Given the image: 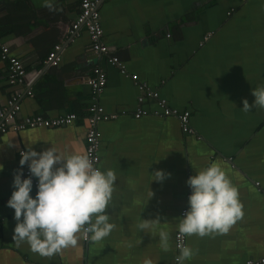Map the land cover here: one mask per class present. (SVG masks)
I'll return each instance as SVG.
<instances>
[{"label":"crops","instance_id":"crops-1","mask_svg":"<svg viewBox=\"0 0 264 264\" xmlns=\"http://www.w3.org/2000/svg\"><path fill=\"white\" fill-rule=\"evenodd\" d=\"M98 1L103 44L126 74L91 51L84 29L70 34L80 0H50L52 10L44 0H0V46L21 61L31 81L32 95L21 99L17 119L77 116L67 127L0 136V264H170L176 224L188 206L186 180L212 163L237 188L242 216L225 233L186 236L194 255L185 264L264 259V108L241 110L242 100L252 104V88L264 85V0ZM56 45L60 63L49 67L45 60ZM95 66L106 77L96 102L105 115L115 116L96 127L98 167L116 175L105 209L115 227L100 241L89 235L84 241L78 233L75 245L41 256L13 239L17 221L6 206L13 175L22 169L25 178L19 159L28 149L86 154L93 102L86 82ZM139 85L155 91L167 108L188 112L192 134L182 133L176 118L162 116L158 100ZM26 89L8 84L0 61V111L12 94L23 96ZM139 97L147 115L136 120ZM157 170L169 176L152 181ZM35 192L33 185L30 195ZM157 218L161 224L152 230L139 228L141 219ZM160 230L170 234L167 251L160 247Z\"/></svg>","mask_w":264,"mask_h":264},{"label":"clouds","instance_id":"clouds-1","mask_svg":"<svg viewBox=\"0 0 264 264\" xmlns=\"http://www.w3.org/2000/svg\"><path fill=\"white\" fill-rule=\"evenodd\" d=\"M44 6L52 10L50 0ZM254 100L249 105L242 100L241 110L264 108V85L252 88ZM27 164L29 177L22 179V169H17L12 179V188L6 206L13 210L17 221L13 228V239L27 243L31 251L41 256H51L62 248L77 243V234L85 233L92 241L107 237L115 227L105 212L114 191L116 175L112 170L101 171L93 166L86 154L60 155L55 149L36 152L28 149L21 152L19 165ZM55 166V167H54ZM2 170V166H0ZM152 181L161 182L169 176L163 170L151 173ZM36 192L32 196L33 180ZM190 189L187 210L178 220L179 236L209 233H225L242 216V205L238 191L217 163L187 178ZM153 193L149 191L148 199ZM161 224L159 219L142 220L141 230H152ZM160 247L167 251L170 234L158 232ZM176 264H185L194 255L188 246L178 245ZM150 264V262H149Z\"/></svg>","mask_w":264,"mask_h":264},{"label":"built area","instance_id":"built-area-1","mask_svg":"<svg viewBox=\"0 0 264 264\" xmlns=\"http://www.w3.org/2000/svg\"><path fill=\"white\" fill-rule=\"evenodd\" d=\"M113 1V0H108ZM99 6L100 1L98 0H80L79 4V13L74 19L73 23L70 27V34L74 37L77 36L78 32L81 29H84L87 33L90 49L97 56H106V61L111 66H117L120 69L122 74H126L124 66L118 61L115 57H109L108 48L103 44V30L100 23L99 16ZM169 37V36H167ZM209 36L204 37L203 43L207 41ZM60 45H56L52 48V50L48 53L45 63L49 67H57L60 63ZM0 61L4 62L7 67V76H8V84L11 86H21L26 87V91L23 94H12L5 108L0 111V136L6 134L8 131L20 132L29 129H57L63 128L71 125L77 120V116L75 114H67L63 116H58L56 118H46L42 116H31L26 117L24 119H17L18 113L20 111V101L23 97H30L32 95L30 91V79L27 71L24 69L21 61L16 57H13L9 53V49L6 46H0ZM132 81L137 80V76H130ZM87 85L90 87L92 91V99L93 102L88 107L89 115L87 117L88 129L85 136L86 143V155L90 158L93 163V166L98 168V139L99 134L97 132V124L100 121L106 119H115L114 115H105L103 109L97 104L96 98L100 96L104 88L106 86V77L104 72L98 67L95 66L92 69V75L87 80ZM139 89L144 91L148 97H151L154 100H158L157 105L162 110V116L164 117H174L177 119L180 130L182 133L186 135L192 134V130L189 126V113L184 112L179 114L177 111L169 109L165 105V101L158 99V94L155 91H148L145 85H139ZM144 98L139 97L137 99L138 107L135 110L133 117L138 120L147 115L140 107L143 103ZM157 115V112L154 113ZM21 154V152H20ZM24 175L25 178L29 177L28 169L26 165H24ZM33 180V178H32ZM33 185L36 186V181L33 180ZM190 194V191L188 195ZM187 195V197H188ZM187 210V207L180 212V218H182L184 212ZM84 241L87 240L88 234L83 233ZM178 245H186V236H179L178 231L175 232L174 235V249L175 255H178L179 249ZM170 264H176L175 259L171 261ZM245 264H264V259L259 261L248 260Z\"/></svg>","mask_w":264,"mask_h":264}]
</instances>
